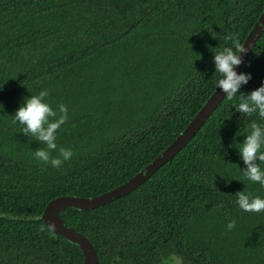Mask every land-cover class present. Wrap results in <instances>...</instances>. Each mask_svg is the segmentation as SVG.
<instances>
[{"label":"trees","instance_id":"obj_1","mask_svg":"<svg viewBox=\"0 0 264 264\" xmlns=\"http://www.w3.org/2000/svg\"><path fill=\"white\" fill-rule=\"evenodd\" d=\"M264 0H0V264H84L80 246L43 219L60 196L95 197L165 150L215 91L213 53L235 50ZM241 72L264 82V31ZM66 105L58 167L11 116L23 97ZM239 94V93H238ZM223 98L197 133L128 194L64 221L94 245L98 264H264V212L235 203L248 181L234 148L252 120ZM233 107V108H232ZM238 137H237V136ZM264 167V164L261 165ZM230 220L236 225L227 229Z\"/></svg>","mask_w":264,"mask_h":264},{"label":"clouds","instance_id":"obj_2","mask_svg":"<svg viewBox=\"0 0 264 264\" xmlns=\"http://www.w3.org/2000/svg\"><path fill=\"white\" fill-rule=\"evenodd\" d=\"M245 51L247 49L244 45L237 44L235 50L232 47H224L221 51L213 53L214 73L219 77L215 81V87L225 94L224 98L228 100L236 98L238 102L233 105L236 112L247 117L255 114L264 121V82L246 94L242 91V86L249 82L252 78L251 74L236 71V67L242 62L240 54ZM48 96V90L41 89L35 95L23 97L19 107L11 116L13 123L23 126V134L32 135L36 141L46 146L34 151L35 158L52 167H58L72 157V151L64 148L58 149V155H51L53 151H57V130L67 121L68 109L62 103L53 108L48 102ZM243 136L242 142H237L234 138L231 147H234L235 142L237 146L234 148L244 165L243 168L240 167L243 176L264 188V167L261 166L264 164V123L252 120L248 124L247 134ZM235 197L236 205L243 212H264V197L251 195L243 190L237 192ZM235 225L236 221L230 220L227 229L232 230Z\"/></svg>","mask_w":264,"mask_h":264},{"label":"water","instance_id":"obj_3","mask_svg":"<svg viewBox=\"0 0 264 264\" xmlns=\"http://www.w3.org/2000/svg\"><path fill=\"white\" fill-rule=\"evenodd\" d=\"M263 31L264 11L255 22L253 28L243 43L247 51L240 54L242 62L236 67V71L238 73H240L244 68L251 51L253 50ZM224 97L225 94L221 90L215 89L203 107L194 116L187 127L175 138V140L153 161H151L128 181L95 197H57L47 204L43 213L44 221L55 233L64 236L68 240L75 242L80 246L84 255V264H98L97 251L92 242L85 235L68 225L61 217L60 212L68 207H76L83 210L96 208L128 194L134 188L141 185L158 168L175 156L189 142V140L197 133L201 125L211 115V113L220 104Z\"/></svg>","mask_w":264,"mask_h":264},{"label":"rangeland","instance_id":"obj_4","mask_svg":"<svg viewBox=\"0 0 264 264\" xmlns=\"http://www.w3.org/2000/svg\"><path fill=\"white\" fill-rule=\"evenodd\" d=\"M164 264H181V259L176 255H172Z\"/></svg>","mask_w":264,"mask_h":264}]
</instances>
